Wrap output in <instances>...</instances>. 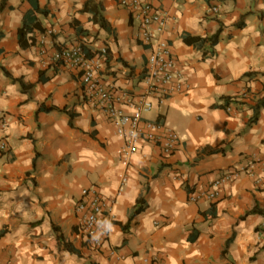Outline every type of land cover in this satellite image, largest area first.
Wrapping results in <instances>:
<instances>
[{
    "label": "crops",
    "instance_id": "crops-1",
    "mask_svg": "<svg viewBox=\"0 0 264 264\" xmlns=\"http://www.w3.org/2000/svg\"><path fill=\"white\" fill-rule=\"evenodd\" d=\"M144 1L170 16L163 38L182 88L154 98L143 120L173 130L180 145L165 156L144 144L127 169L123 142L85 99L81 73L50 63L41 40L51 48L83 40L91 54L107 48L112 94L139 97L149 51L138 22L120 0H0V264H264V215L245 217L264 211V107L256 112L264 101V0ZM100 9L109 32L92 21ZM25 25L36 26L31 35ZM218 33L215 46L202 43ZM248 167L251 175L226 184L216 200L191 202ZM93 191L108 209L100 248L82 231ZM139 201L146 209L130 221ZM60 233L80 256L61 250Z\"/></svg>",
    "mask_w": 264,
    "mask_h": 264
},
{
    "label": "built area",
    "instance_id": "built-area-1",
    "mask_svg": "<svg viewBox=\"0 0 264 264\" xmlns=\"http://www.w3.org/2000/svg\"><path fill=\"white\" fill-rule=\"evenodd\" d=\"M119 4L127 9L133 19L138 22V41L149 51L145 78L147 90L141 96L131 97L124 94L122 99H118L112 94L103 77L109 56L107 48L88 55L85 50L88 47L86 41L82 40L70 46L51 48L42 38L41 53L49 58L50 63L62 65L81 73L85 99L102 110L113 125L115 134L123 142L122 163L128 169L133 157L138 154L144 144L155 145L165 156L171 155L180 145V138L173 130L160 123L145 122L143 114L154 109V98L164 102L173 93L180 91L182 87L179 83L181 77L176 76L177 64L171 46L163 38L170 20L169 14L144 0H120ZM219 12L220 7L213 9L214 14ZM48 35L54 36L55 32L50 31ZM176 79L177 85L173 86ZM121 104L132 106L133 113L126 114ZM0 122L5 127L6 123L2 115H0ZM0 150H6L5 143L0 144ZM251 172V167H248L227 173L216 180L209 190L193 194L191 202L214 201L220 196V192L226 184L238 180L242 173L251 175ZM127 182L126 174L122 176V186ZM84 195L89 196V192L85 191ZM86 209L85 205L80 207L81 212ZM87 211L82 223L83 234L92 245L100 248L103 241L108 238L110 229L106 223L108 209L99 202V196L95 191L92 192Z\"/></svg>",
    "mask_w": 264,
    "mask_h": 264
},
{
    "label": "trees",
    "instance_id": "trees-1",
    "mask_svg": "<svg viewBox=\"0 0 264 264\" xmlns=\"http://www.w3.org/2000/svg\"><path fill=\"white\" fill-rule=\"evenodd\" d=\"M36 10L38 11V8H36ZM91 12H92V14H93V19H92V21H93L96 25H98L101 29L105 30L106 32H109L110 29H109V26H108V24H107V22H106L105 17L103 16V11H102V9H100V10H96V12H94V11H91ZM35 27H36V26H34V27L32 28V27H28L27 25H25L23 31H24V33H28V34L31 35V34L34 32V28H35ZM44 32H45V31H44ZM81 34H82L84 37L89 35L88 33L84 32V31H81ZM219 35H220V34L218 33L217 35H215L214 37H212V38H210V39L202 40V43H207V42H209V43H211L212 46H215V45L218 43ZM186 42H189V40L186 39ZM196 42H197V41H196ZM198 42H199V41H198ZM85 50H86V52H87L88 55H91V51H90L87 47L85 48ZM14 82H20V81L14 79ZM40 82H41V83H44V82H45L44 79H43V76H41V78H40ZM20 83H21V82H20ZM23 86H24V85H23ZM226 101H227V102H226L227 105H230V103H231L232 101L235 102V100L230 99V98H227ZM263 107H264V101L260 102V103L257 105V107H256V112L258 113L259 110H260L261 108H263ZM51 110H53V109L45 110V109L43 108V106L40 108V111H51ZM63 112L68 113L67 110H64ZM257 113H256V115H257ZM68 114H69V113H68ZM73 118H74V116L72 115V120H73ZM71 125H72V127H73V121H72V124H71ZM213 153H222V154H224L225 151H224V149H218V150L213 151ZM145 209H146V208H145V206L143 205V202H142V201H139L138 205L136 206V208L134 209V211H133V213H132V216H131V218H130V221H131V219L135 218L137 215H139V214H141L142 212H144ZM255 214H261V215H264V211H262L261 209H259L258 207H256V208H254L253 210L249 211V212L245 215V217H248V216H251V215H255ZM54 231H55L57 234L60 232L59 228H57V227H54ZM57 239H58V241H59V244H60V248H61V250L65 251V252H69V253L74 254V255H78V256H80V252L77 251L71 243L67 242V240L64 238V236H63L61 233H60V235H57Z\"/></svg>",
    "mask_w": 264,
    "mask_h": 264
}]
</instances>
